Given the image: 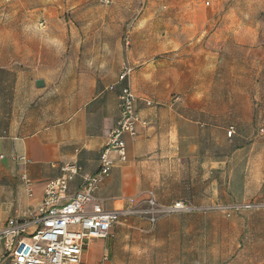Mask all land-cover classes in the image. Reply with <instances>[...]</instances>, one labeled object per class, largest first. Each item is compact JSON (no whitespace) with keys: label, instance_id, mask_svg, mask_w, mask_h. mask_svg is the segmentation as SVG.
Masks as SVG:
<instances>
[{"label":"crops","instance_id":"obj_1","mask_svg":"<svg viewBox=\"0 0 264 264\" xmlns=\"http://www.w3.org/2000/svg\"><path fill=\"white\" fill-rule=\"evenodd\" d=\"M169 7V18L153 8L133 23L155 31L141 41L153 52L140 59L115 52L112 70L75 52L36 75L38 56L8 37V24L0 20V229L39 207L47 183L63 175L65 164L82 168L69 197L97 173L120 118L124 85L138 96L142 122L134 138L126 136L127 162L111 154L114 169L97 193L104 209H145L151 196L162 205L194 207L264 199V149L260 155L258 143L243 132L258 113L253 97L264 94V40L256 28L244 48L242 21L227 22L223 5L207 10L200 1L174 0ZM237 13L242 11L235 6ZM125 22L107 25L121 31ZM124 63L134 72L119 84ZM229 93L234 100L226 99ZM231 128L235 134L228 137ZM255 218L260 216L180 212L152 226L147 216H132L108 238L92 240L82 264H264L254 261ZM4 253L0 242V261Z\"/></svg>","mask_w":264,"mask_h":264},{"label":"rangeland","instance_id":"obj_2","mask_svg":"<svg viewBox=\"0 0 264 264\" xmlns=\"http://www.w3.org/2000/svg\"><path fill=\"white\" fill-rule=\"evenodd\" d=\"M172 1L174 0H113L112 3L105 4L102 0H0V20L8 24V37H16L20 47H28L31 53L38 56L39 62L34 64L39 71L36 75L44 74L46 67H53L59 60L71 59L75 52L84 54L89 61H105L100 64L112 70L115 52L121 54L122 59L130 55L140 59V56L153 52L152 46L141 41L153 37L155 31L139 29L133 23L147 19L150 15L144 13L153 8L160 14H168ZM199 1L207 10L219 4L225 6L227 22L240 18L244 48L256 28L260 42L264 40V0H184V3L194 6ZM235 6L241 9L242 14H234ZM117 19L120 23L127 21L121 31H115L112 26L107 25ZM70 25H74L76 29L71 30ZM115 32L117 36L114 35ZM127 32H130V46H126L124 41ZM74 44L79 45L77 51L74 50ZM261 66L263 65H260V69ZM224 96L230 101L234 100L235 95L229 93ZM253 98L258 113L253 124L245 127L243 132L251 137L252 140L249 141L258 143L261 155V149H264V134H260L264 127V110L261 109L264 94L260 93ZM258 159L253 163L257 168L261 166ZM262 176L264 179V170ZM252 203L264 204V199ZM242 213L260 216L251 223L253 227L250 229V236L258 241L255 244L254 261L264 263V208Z\"/></svg>","mask_w":264,"mask_h":264},{"label":"built area","instance_id":"obj_3","mask_svg":"<svg viewBox=\"0 0 264 264\" xmlns=\"http://www.w3.org/2000/svg\"><path fill=\"white\" fill-rule=\"evenodd\" d=\"M112 1L102 0L105 4ZM124 41L130 46L129 32L126 33ZM133 72L134 68L124 63L118 83H125ZM137 102L138 96L132 88L124 85L119 94L120 118L102 151L100 167L96 174L85 178L79 191L68 196L70 183L81 174V166L78 163L65 164L62 167L63 175L47 183L45 197L40 206L24 212L19 217L9 219L0 229V242L3 243L5 250L0 264H82L84 250L92 240L108 238L115 225L132 216H147L154 226L161 217L180 212L221 211L231 216L234 213L264 208L263 203L194 207L179 201L171 205H162L151 196L145 209H104L97 198V193L102 182L114 169L111 154L116 153L121 162H127L126 136L134 138L137 125L142 122L136 108ZM146 104L152 106L153 103L146 101ZM234 134L235 131L231 128L228 137ZM260 134H264V127L261 128ZM12 160L25 162L27 159L12 157ZM24 179L29 182L27 177ZM91 203L93 208L88 209Z\"/></svg>","mask_w":264,"mask_h":264},{"label":"water","instance_id":"obj_4","mask_svg":"<svg viewBox=\"0 0 264 264\" xmlns=\"http://www.w3.org/2000/svg\"><path fill=\"white\" fill-rule=\"evenodd\" d=\"M44 85H45V83H44L43 80H38V81H37V86H38L39 88H43Z\"/></svg>","mask_w":264,"mask_h":264}]
</instances>
